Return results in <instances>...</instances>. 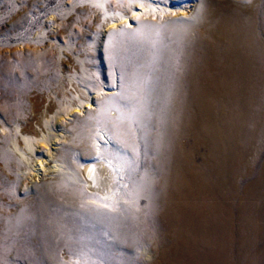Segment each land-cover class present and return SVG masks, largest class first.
<instances>
[{
  "label": "bare ground",
  "instance_id": "obj_1",
  "mask_svg": "<svg viewBox=\"0 0 264 264\" xmlns=\"http://www.w3.org/2000/svg\"><path fill=\"white\" fill-rule=\"evenodd\" d=\"M55 1L0 0V38L44 14L46 74L54 51L67 59L71 11L97 14L129 108L98 87L69 105L30 101L38 80L13 91L20 106L0 110V264H264V0H204L205 16L219 17L206 31L145 22L171 12L158 0H70L65 24ZM15 62L0 48V66ZM94 104L96 129L79 127L74 150L57 154L69 117ZM14 171L50 182L22 197Z\"/></svg>",
  "mask_w": 264,
  "mask_h": 264
},
{
  "label": "rangeland",
  "instance_id": "obj_2",
  "mask_svg": "<svg viewBox=\"0 0 264 264\" xmlns=\"http://www.w3.org/2000/svg\"><path fill=\"white\" fill-rule=\"evenodd\" d=\"M20 4H27V0H18ZM204 0H179V3L185 7V5L191 6L190 11H181L176 12V0H158L157 6L158 10L160 7L162 9H170V13L159 16L151 17L146 16L143 18L145 22H152L156 25H162L164 22H176L181 24H192L199 25V31H206L217 28L219 25L218 16L214 13L206 15V7L203 3ZM215 7H222V9L227 8L226 0H210ZM70 0H56L50 7V10L56 9L57 13L63 16L66 13L63 11L69 5ZM202 2V3H201ZM200 3V4H199ZM225 3V4H224ZM226 5V6H225ZM173 9V10H172ZM175 9V10H174ZM1 12V10H0ZM205 13V14H204ZM88 11L81 8V6H76L75 10L71 11L69 17H73L74 29L70 33L71 45L69 50H62L67 54V59H63V56L57 52H53V60L46 74L40 72V69L43 65L41 52L44 50V47L48 46L51 42L52 32L47 29L44 35H38V30L44 27L45 15L42 14L41 17H37L33 20L31 25H28L26 28L18 31L15 38L1 37L0 38V48L3 49L5 53V58L9 59V56H14L16 62L12 65L6 63L0 66V110L7 111L9 108L18 107L21 104V98L14 97V92L17 91L20 93L24 92V85L26 82H38L41 81V86L30 90L27 95H30L31 100H39L42 104H46L47 98L51 97L54 103L57 105L64 104L69 105L70 101L73 99V92L77 93H87L90 88L94 87L99 88L101 98H115L116 108L119 110H127L129 107L126 105V102L120 100L121 92L119 90V77L113 70H109L107 66V55L115 49V47L110 44L107 45L105 34L102 36V22L100 17L97 14L91 16L87 15ZM203 14V15H202ZM205 16V18H204ZM214 16V17H213ZM63 18V19H62ZM207 20H204L206 19ZM211 18V20L209 19ZM213 19V22H212ZM216 19V21H215ZM66 18L61 17L59 23H63ZM200 21V22H199ZM203 21V22H202ZM215 21V22H214ZM211 22V24H210ZM31 23V22H30ZM40 23L39 26L34 24ZM66 21L64 22V24ZM217 25H215V24ZM133 26L132 29H136L138 26L137 21L131 22ZM203 25V26H202ZM205 25V26H204ZM213 25V26H211ZM215 26V27H214ZM210 27V28H209ZM214 27V28H213ZM4 29L0 28V32ZM51 36V37H50ZM44 37V40L38 41L39 38ZM59 40L56 42V45H66L68 43L66 40ZM77 42V43H76ZM106 42V43H105ZM40 44H43V47H40ZM59 45V46H60ZM87 45V46H86ZM92 46V47H91ZM97 47V48H96ZM89 49V50H88ZM80 56V62L75 63L76 57ZM67 61V62H66ZM70 62V63H69ZM83 64L81 65V63ZM78 64V65H77ZM71 66V67H70ZM75 67V68H74ZM84 67V68H83ZM75 69V70H74ZM74 70V71H73ZM95 71V72H94ZM72 72V74H71ZM42 73V74H41ZM70 76V77H69ZM89 78L91 83H88L86 80ZM72 79L71 85H69V80ZM112 86V87H111ZM88 87V88H87ZM98 87V88H97ZM10 90V91H9ZM23 91V92H22ZM9 92V93H8ZM115 96V97H114ZM120 102H119V101ZM51 101V100H49ZM119 104H118V102ZM122 101V102H121ZM8 102H12V106L7 105ZM123 108V109H122ZM43 108H40L42 111ZM91 112L90 116L88 111ZM96 105H92L84 110L83 114H80L79 117L72 115L70 121L67 123V128L64 132V138L62 143L57 148V154L68 155L76 147V142L79 140L77 129L79 127L85 126L88 132H93L96 129V124L99 122L98 115L94 113L96 111ZM79 114V113H78ZM2 117V114H0ZM0 117V118H1ZM53 124V122H52ZM57 133H60L59 131ZM75 138V143H70L72 138ZM78 137V138H77ZM65 145V146H64ZM69 150V151H68ZM71 150V151H70ZM62 153V154H61ZM66 155V156H67ZM13 189L16 192H19L20 188L23 186L26 187L25 191L20 190V195L22 197L32 196L41 189L46 183L50 181L43 182H32L22 181L21 172L14 171L13 173ZM53 178L50 175L47 180ZM23 183V184H22ZM22 184V185H21ZM60 258H65L64 252L60 253ZM72 262L77 263V260H71ZM67 262V261H65Z\"/></svg>",
  "mask_w": 264,
  "mask_h": 264
},
{
  "label": "snow or ice",
  "instance_id": "obj_3",
  "mask_svg": "<svg viewBox=\"0 0 264 264\" xmlns=\"http://www.w3.org/2000/svg\"><path fill=\"white\" fill-rule=\"evenodd\" d=\"M152 2L154 3L155 2V0H152ZM98 6H101L102 7V5H98ZM140 7H144V5L143 4H141V5H139ZM176 7L177 8H181V7H183L180 3H179V0H176ZM175 10V9H174ZM152 11H155V9H153ZM121 19H123V17H121ZM127 27L128 28H132L133 26L131 25V24H129V25H127ZM118 32H119V34H121V35H124V32H123V30L121 29V30H118ZM91 178V177H90ZM106 206V205H105ZM77 264H79V262H77Z\"/></svg>",
  "mask_w": 264,
  "mask_h": 264
}]
</instances>
